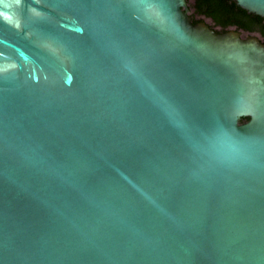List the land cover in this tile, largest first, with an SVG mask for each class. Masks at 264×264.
I'll return each mask as SVG.
<instances>
[{"label":"water","instance_id":"95a60500","mask_svg":"<svg viewBox=\"0 0 264 264\" xmlns=\"http://www.w3.org/2000/svg\"><path fill=\"white\" fill-rule=\"evenodd\" d=\"M191 12L0 0V264H264V42Z\"/></svg>","mask_w":264,"mask_h":264},{"label":"trees","instance_id":"16d2710c","mask_svg":"<svg viewBox=\"0 0 264 264\" xmlns=\"http://www.w3.org/2000/svg\"><path fill=\"white\" fill-rule=\"evenodd\" d=\"M193 23L210 19V27L219 33L235 28L240 32L258 34L264 42V17L250 13L240 7L236 0H194L189 5ZM243 118L242 122H247Z\"/></svg>","mask_w":264,"mask_h":264},{"label":"rangeland","instance_id":"374dc122","mask_svg":"<svg viewBox=\"0 0 264 264\" xmlns=\"http://www.w3.org/2000/svg\"><path fill=\"white\" fill-rule=\"evenodd\" d=\"M194 2V0H188V4L191 5L192 3ZM191 10V9H190ZM191 14L193 13V10H191ZM206 22L209 24V25H212V21L210 19H206ZM258 37H260L258 34H256ZM243 36L246 38L247 35L243 34ZM261 38V37H260Z\"/></svg>","mask_w":264,"mask_h":264},{"label":"flooded vegetation","instance_id":"af4514ba","mask_svg":"<svg viewBox=\"0 0 264 264\" xmlns=\"http://www.w3.org/2000/svg\"><path fill=\"white\" fill-rule=\"evenodd\" d=\"M188 1V0H187Z\"/></svg>","mask_w":264,"mask_h":264}]
</instances>
